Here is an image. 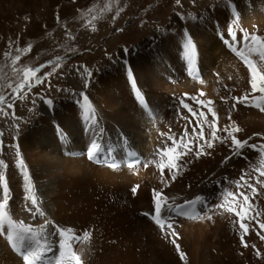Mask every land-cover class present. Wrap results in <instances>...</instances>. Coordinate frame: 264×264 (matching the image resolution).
<instances>
[{
  "label": "bare ground",
  "instance_id": "obj_1",
  "mask_svg": "<svg viewBox=\"0 0 264 264\" xmlns=\"http://www.w3.org/2000/svg\"><path fill=\"white\" fill-rule=\"evenodd\" d=\"M226 2L214 9L208 8L205 15L194 16L195 19L172 15L161 33L140 39L129 50L118 48L106 64L94 71L88 68L93 75L87 88L75 70L82 64L70 66L59 81L53 73L48 79H51V88H58L51 92L43 86L50 94L38 97L32 108L35 111L22 130L12 126L18 122L11 116L5 119L0 132L4 134L3 145L7 150L0 151V159L8 165L4 169L10 196L8 211L14 220L41 225L47 218L51 222L49 232L54 226L70 228L78 236L89 232V240L73 244L84 264H264V241L255 231L246 240L259 249V258L251 247L241 246L229 214L211 207L223 202L221 196L225 190L235 191L231 182L239 179L242 170L251 172L259 166L257 151L245 148L243 156H233L225 164L224 158L232 155L230 147L217 143L209 150L211 155L192 159L174 181L165 169L162 182L159 169L150 163L156 158L157 149L163 146L161 134L171 130L179 136L184 129L186 121L181 115L189 114L180 108L179 101L185 93L195 99L215 101L219 127L235 121L242 129L236 134L239 139L251 137L249 144L255 138L264 142V112L244 104L232 108L233 96L251 93L250 74L225 43L229 21L234 19L231 5L240 12L252 9L260 19L261 2ZM56 4L58 0L39 3L0 0V34L9 28H20L30 14H35L36 8L47 10ZM189 37L195 47L191 66L183 49ZM241 37L242 33L237 31V39ZM129 68L147 107L140 105L135 97ZM201 92L205 95L201 96ZM81 93L88 96L94 109L98 121L93 129L95 135L87 130L89 123L83 119L78 103ZM46 99L53 101L51 107L44 102ZM195 99L188 101L194 108L197 107ZM208 119H212L210 115ZM93 140L102 144L106 154L118 148L136 147L143 151L141 161L149 162L148 166L141 163L133 169L120 166L112 170L90 161L86 152ZM18 158L24 162L45 217L33 219L23 210L25 181L16 165ZM136 185L139 188L133 194L131 189ZM153 189L162 190L169 202L174 199L177 204L198 195L207 198L208 206L200 205L203 218L175 217L177 243L186 254L185 261H181L170 242L171 237L166 239L159 227L143 215L153 211ZM253 203L264 213V195ZM259 219L264 222V214ZM51 239L53 251L47 254L46 264H52L59 257V237ZM0 264H24L4 236H0Z\"/></svg>",
  "mask_w": 264,
  "mask_h": 264
},
{
  "label": "snow or ice",
  "instance_id": "obj_2",
  "mask_svg": "<svg viewBox=\"0 0 264 264\" xmlns=\"http://www.w3.org/2000/svg\"><path fill=\"white\" fill-rule=\"evenodd\" d=\"M176 2L179 4L180 0H176ZM231 9L234 15L233 23H236L239 20V15L236 12L234 4L231 5ZM237 31L242 33L241 39H237ZM225 43L240 58L250 74L249 84L251 93H245L239 97L233 96L232 108L234 109L237 104H244L245 106L255 107L259 111L264 112V68L259 67V65H264V37L257 34H250L246 30L239 29L238 27L234 29L230 26L227 30ZM183 49L186 61L191 66L195 58V47L190 37L185 41ZM30 50L31 45L23 50L17 49V51H23L25 54ZM5 55L7 56L8 53H5ZM253 57H256V59H253ZM56 59V67H53L51 72L44 73L43 76L38 75V73L41 72L42 68L50 65L52 63L51 61L39 67H26L21 69L22 79L20 83L16 87H12L9 84L8 87L11 88V92L7 96L0 94V114L4 117L11 116V119L18 120L19 118L15 116V101L25 98L27 95L25 90L30 91L32 89L33 80L36 84L44 83L49 76L56 72L57 68L60 67L59 60L62 58L57 57ZM19 60L20 56L17 55L13 59V64ZM75 70L81 76V79L84 80V87L87 88L91 82L93 73L87 66H81ZM128 74L138 103L147 107L143 94L137 88L135 79L132 78L130 68L128 69ZM0 87H3V85H0ZM61 90L63 91V89ZM256 93L260 95L257 96ZM80 95L82 99L78 103L84 113L83 119L89 123L87 130L92 135H95L93 129L98 121L95 118L94 109L88 96L83 93ZM200 95L203 96L205 94L201 92ZM192 99L195 98L190 97L187 93L184 94V98L180 99V108L186 110L189 114L188 116L181 115V118L186 121L184 129L179 136L173 134L171 130L167 133H162L161 135L164 137L163 146L157 149L155 154L156 158L150 163H153L159 169L162 182L165 169L168 170L171 179L174 181L182 169L188 163H191L192 159H199L202 156L211 155L209 150L214 149L217 143L228 144L230 147L232 155L224 158L222 163L225 164L233 156H243V150L245 148H251L257 151L260 157L259 166L253 167L251 172L242 170L239 179L231 182L235 191L225 190L221 196L223 202L212 205L211 207L215 211L229 214L233 226L237 229L241 246L243 248L251 247L259 258L261 252L255 244L250 245L246 237L255 231L259 239L264 241V234H261L264 232V222H261L259 219L264 213L253 203L261 195H264V144H249L251 137L245 140L239 139L236 134L240 133L242 129L236 125L235 121H231L230 112L228 118L231 123L222 128L219 127V117L214 108L215 101L211 99H195L197 107L194 108L188 102ZM9 100L12 102H8ZM221 101L227 103L224 97H221ZM44 102L49 107L53 105L51 99H46ZM8 109H12V112L9 113ZM205 109L207 110L206 112ZM29 111H33V109H29ZM209 115L212 118L211 120L208 119ZM193 120L195 121L194 123ZM12 126L17 131L19 130L18 123ZM205 128L208 129L207 134L205 133ZM100 134H103L102 129L100 130ZM3 135V132H0V151L4 147ZM86 155L90 161L98 164L105 163L111 168H117L121 163L129 168L139 166L141 163L147 167L149 163L142 162L135 152H128V159L126 161H113L109 164L107 158L101 159L102 155L107 157L109 154L104 153L102 144L96 140L90 143ZM17 157H19L18 146ZM16 165L21 170L25 181L24 190L26 195L23 210L31 214L33 219H36L37 216L45 217L41 202L33 191L34 185L30 180L29 173L25 170L23 160L18 158ZM7 167L8 165L5 161L0 159V189H2V193H0V236L5 237L12 250L22 257L24 264H46L47 254L53 251L51 239L53 236L59 237V257L52 264H84L81 255L74 250L73 244L89 240V232H85L83 236H78L72 229H62L59 226H54L53 231L49 232L47 228L51 222L47 218H45L44 224L41 225H34L32 223H25L24 220L17 221L13 219L8 211L10 200L9 186L4 172V169H7ZM138 188L139 185L133 186L131 189L132 193L136 194ZM29 201L31 206H29ZM198 205L208 206L207 198L198 195L194 199L185 200L184 203L177 204L174 199L172 202H169V198L163 194L162 190L158 191L153 189V211L143 213V215L150 216L166 239L171 237L170 242L175 246L181 261L186 260V254L180 250V245L177 243L179 237L175 231V217L185 216L189 219L203 218L197 211ZM208 218L210 219L211 217L209 216ZM256 225H258V228Z\"/></svg>",
  "mask_w": 264,
  "mask_h": 264
},
{
  "label": "rangeland",
  "instance_id": "obj_3",
  "mask_svg": "<svg viewBox=\"0 0 264 264\" xmlns=\"http://www.w3.org/2000/svg\"><path fill=\"white\" fill-rule=\"evenodd\" d=\"M40 1L35 0L37 3ZM226 1L180 0L177 4L176 0H58V4L48 6L47 10L36 8L35 14H30L20 28L17 30L9 28L0 34V85H3L0 87V94L7 96L11 92L8 85L16 87L20 83L22 79L20 70L23 68H35L51 61L50 65L38 73L43 76L56 67V58L61 57L60 67L54 72L57 74L54 75L57 81L64 75L66 69L78 63L94 71L95 68L106 64L107 60L113 59L118 48L129 50L140 39L161 33L168 26L172 15L202 16L207 10L214 9L220 5L219 3L224 4ZM260 2V19L256 18L252 9L248 8L242 12L238 10L240 13L236 10L239 20L236 23H233L234 19L230 20V26L264 37V0ZM250 22L253 23L248 25ZM29 45L31 50L26 54L17 51ZM17 55L20 56V60L13 64V59ZM261 67L264 68V65ZM227 74L233 77L230 72ZM50 80L47 78L46 82L41 84H36L33 80L32 89L25 90L27 92L25 98L15 101L19 131L35 111H29V108L32 109L34 106L33 101L36 103L39 96L49 95V91L58 88L56 86L51 88ZM43 86L48 87L49 91ZM24 105L28 107L25 108ZM23 107L25 109H22ZM8 111L11 113L12 109ZM5 119L7 117L0 114V126ZM251 143L264 144L257 138ZM5 147L4 145L2 148L4 153L7 150Z\"/></svg>",
  "mask_w": 264,
  "mask_h": 264
}]
</instances>
